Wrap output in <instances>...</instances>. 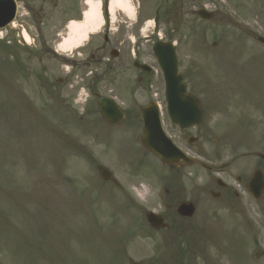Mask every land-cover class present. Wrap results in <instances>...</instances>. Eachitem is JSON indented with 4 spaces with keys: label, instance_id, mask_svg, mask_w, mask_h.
I'll use <instances>...</instances> for the list:
<instances>
[{
    "label": "rangeland",
    "instance_id": "obj_1",
    "mask_svg": "<svg viewBox=\"0 0 264 264\" xmlns=\"http://www.w3.org/2000/svg\"><path fill=\"white\" fill-rule=\"evenodd\" d=\"M41 1L19 4L15 27L30 35L27 45L15 43L12 30L0 32L6 35L0 39V264H264V200L252 201L236 182L252 174V155L264 154V45L257 42L264 40V0H130L133 18L117 10L111 18L113 33L123 25L133 28L136 41L147 30L152 40L173 41L179 74L200 102L202 121L186 135L163 115L165 131L194 160L169 169L172 177L138 148V124L109 127L91 112L87 87L97 71L81 64L86 47L73 51L79 62L66 66L42 50L27 11ZM83 2L57 0L55 10L53 0L42 4L44 15L35 19L45 25L47 41L57 45L64 26L82 20ZM202 8L213 13L210 21L196 17ZM150 64L158 104L163 82L156 62ZM65 75L72 83L52 88ZM93 86L100 96L138 100L116 92L111 79L95 78ZM187 135L197 138L192 148ZM200 164L225 169L214 175ZM98 167L111 173L110 181L99 178ZM215 178L228 187L216 200L208 193ZM131 184L147 194L138 197ZM182 201L196 203L190 220L175 214ZM148 211L162 214L169 229L150 231ZM178 224L184 248L174 238ZM259 249L263 255L254 260Z\"/></svg>",
    "mask_w": 264,
    "mask_h": 264
},
{
    "label": "water",
    "instance_id": "obj_2",
    "mask_svg": "<svg viewBox=\"0 0 264 264\" xmlns=\"http://www.w3.org/2000/svg\"><path fill=\"white\" fill-rule=\"evenodd\" d=\"M13 16L14 4L12 0H0V26L6 25L12 20ZM198 16L208 20L211 14L201 10L198 12ZM154 51L158 56L159 64L164 74L167 102L173 122L177 123L183 129L197 124L200 117L198 105L194 99L184 94V86L177 76L176 57L172 46L170 44H156ZM99 110L106 119L113 123L118 122L122 118L121 113L110 100H102L99 104ZM148 111H151V113L147 114L146 112ZM142 114L144 129L141 141L146 148L151 150L166 163L178 164L179 160H183L184 163L187 164L189 161L185 160L181 154L177 153L165 139L155 107L145 109ZM100 171L102 178L107 179L110 176L106 170ZM262 186V176L259 172H256L249 183V189L257 197ZM177 211L182 216H191L193 208L183 204ZM146 219L154 228L164 227L162 219L158 216L150 213L146 215ZM260 254L261 252L257 253L255 258Z\"/></svg>",
    "mask_w": 264,
    "mask_h": 264
},
{
    "label": "flooded vegetation",
    "instance_id": "obj_3",
    "mask_svg": "<svg viewBox=\"0 0 264 264\" xmlns=\"http://www.w3.org/2000/svg\"><path fill=\"white\" fill-rule=\"evenodd\" d=\"M16 2H20L22 0H15ZM83 2V0H80ZM103 1V7L106 5L107 0ZM47 0H42L41 3L44 5ZM32 7L27 8L29 15L33 16V21L37 20L35 17L37 15H43V7ZM53 9L55 10L57 5V0H53ZM80 14V12H79ZM142 22L137 26V30L139 29ZM125 24V23H124ZM45 25L43 23H36L33 25L32 35L36 38L40 37V40H44L46 51L50 52L53 50V44L50 41H47L45 35H40V33L45 30ZM42 27H44L42 29ZM133 28L129 31L126 26L117 25V28L114 30L107 23L101 29L99 36L97 37V43L88 42L86 44V59H82L83 66H90L91 64L96 65L97 75H93L90 72V77L92 78L90 82H93L94 77H98L100 79H111L113 82V88L116 92H124L126 94L134 95L136 89L140 90V94L138 97L140 99L137 102H128V103H120L121 110L124 114V120L129 122H133L139 118L138 112L140 109L150 103L149 100L145 98L144 91L148 87V81L150 74L143 72L142 69L135 67V62L139 64H147L148 58L150 56V52L148 50H141L139 47H135L131 45V37ZM45 32V31H44ZM59 37V35H56ZM43 37V38H42ZM149 42V41H148ZM146 43V41H145ZM150 48V46H149ZM79 56V54H78ZM113 56V57H112ZM74 62H79V60H75ZM70 84L69 77L65 76L64 79H61L58 85H63L68 87ZM52 88H54V84L51 83ZM259 160V159H257ZM264 163H260L258 161L254 162V169H262ZM246 178V177H245ZM247 180V178H246ZM249 180V179H248ZM247 184V183H246ZM226 191V189H224ZM220 192V191H219ZM264 200V189L261 195L258 198V202H263Z\"/></svg>",
    "mask_w": 264,
    "mask_h": 264
},
{
    "label": "bare ground",
    "instance_id": "obj_4",
    "mask_svg": "<svg viewBox=\"0 0 264 264\" xmlns=\"http://www.w3.org/2000/svg\"><path fill=\"white\" fill-rule=\"evenodd\" d=\"M85 6L86 10L82 14V20L70 21L67 24L66 35L57 45L58 51L62 53H70L73 50L78 49L86 41L87 36L95 33L101 26L102 21L97 1L87 0ZM116 10L129 18H133L135 14L130 0H111L109 4V14L113 16ZM132 190L138 197L147 194V190L144 188L132 187Z\"/></svg>",
    "mask_w": 264,
    "mask_h": 264
}]
</instances>
